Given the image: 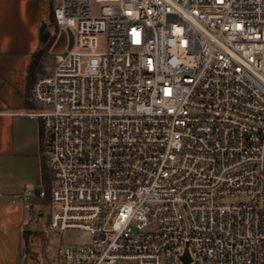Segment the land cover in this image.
<instances>
[{
    "label": "built area",
    "instance_id": "2783aa9c",
    "mask_svg": "<svg viewBox=\"0 0 264 264\" xmlns=\"http://www.w3.org/2000/svg\"><path fill=\"white\" fill-rule=\"evenodd\" d=\"M53 17L72 42L30 91L39 196L49 232L90 236L60 261L264 264V0H53Z\"/></svg>",
    "mask_w": 264,
    "mask_h": 264
},
{
    "label": "crops",
    "instance_id": "0c3cea01",
    "mask_svg": "<svg viewBox=\"0 0 264 264\" xmlns=\"http://www.w3.org/2000/svg\"><path fill=\"white\" fill-rule=\"evenodd\" d=\"M51 19L50 0H0V264H19L27 210L50 207L49 196L36 195L49 170L29 70L47 44L55 57L71 45V35Z\"/></svg>",
    "mask_w": 264,
    "mask_h": 264
},
{
    "label": "rangeland",
    "instance_id": "374dc122",
    "mask_svg": "<svg viewBox=\"0 0 264 264\" xmlns=\"http://www.w3.org/2000/svg\"><path fill=\"white\" fill-rule=\"evenodd\" d=\"M50 1L52 11L51 20L54 22L53 0ZM105 42V36H101V50L104 49ZM46 50L47 53L43 60L42 75L50 74L55 66V54L49 53V49ZM44 188L49 190V183L45 184ZM49 219V206L44 205L36 210H27V219L23 227L19 264H63L59 259L60 246L87 243L89 241L90 236L84 231H68L54 235L47 230Z\"/></svg>",
    "mask_w": 264,
    "mask_h": 264
},
{
    "label": "trees",
    "instance_id": "16d2710c",
    "mask_svg": "<svg viewBox=\"0 0 264 264\" xmlns=\"http://www.w3.org/2000/svg\"><path fill=\"white\" fill-rule=\"evenodd\" d=\"M50 45H46L43 49L39 50L37 53L33 56V62L31 64L30 70H29V83L33 84L35 79L37 78L38 74L43 73V60L45 58V55L47 53L46 49H49ZM46 48V49H45ZM44 182L46 184L49 183V178L45 177Z\"/></svg>",
    "mask_w": 264,
    "mask_h": 264
},
{
    "label": "water",
    "instance_id": "95a60500",
    "mask_svg": "<svg viewBox=\"0 0 264 264\" xmlns=\"http://www.w3.org/2000/svg\"><path fill=\"white\" fill-rule=\"evenodd\" d=\"M39 193H40V190L37 189V191H36V195H39ZM182 261H183V264H190V263H191V257H190V255H189L188 250H186L185 255L182 256Z\"/></svg>",
    "mask_w": 264,
    "mask_h": 264
}]
</instances>
